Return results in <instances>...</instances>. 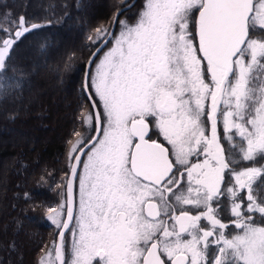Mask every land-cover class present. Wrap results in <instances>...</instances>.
Returning <instances> with one entry per match:
<instances>
[{
	"label": "snow or ice",
	"instance_id": "obj_1",
	"mask_svg": "<svg viewBox=\"0 0 264 264\" xmlns=\"http://www.w3.org/2000/svg\"><path fill=\"white\" fill-rule=\"evenodd\" d=\"M115 23L88 37L86 110L37 264H264V0H145ZM39 27L0 28V69ZM19 86L0 77V94Z\"/></svg>",
	"mask_w": 264,
	"mask_h": 264
},
{
	"label": "trees",
	"instance_id": "obj_2",
	"mask_svg": "<svg viewBox=\"0 0 264 264\" xmlns=\"http://www.w3.org/2000/svg\"><path fill=\"white\" fill-rule=\"evenodd\" d=\"M89 1L0 0V28L18 22L21 16L41 25L15 46L11 60L0 69V77L20 82L15 90L0 94V126L12 124L13 130L28 135L25 143L0 144V264H37L44 254L41 248L50 245L56 236L55 226L46 220V211L48 206L64 201V190L56 185L66 171L69 141L76 139L74 129L81 130L78 117L86 110L83 72L94 50L88 37H95L97 28H110L114 13L130 0H111L114 4L106 8L102 7L104 0H97L102 5L88 16L85 4ZM72 31L75 36L68 43L67 36ZM41 43L46 44L43 51ZM38 52L45 61L41 69L30 64ZM51 68L59 73V81H54L56 73L53 76ZM54 82L67 85L65 95L51 92L49 87ZM34 85L45 94L33 99L30 92ZM53 122L59 125L57 133L51 130ZM2 132L6 137V131ZM263 178L258 177L253 184V196L259 202L263 200L264 184L259 188L257 184ZM25 193H31L32 198L26 200ZM243 202L247 214L248 201ZM252 215L256 223L264 222L259 213ZM222 218L225 223L235 219L225 215ZM229 227L234 229L232 224Z\"/></svg>",
	"mask_w": 264,
	"mask_h": 264
},
{
	"label": "rangeland",
	"instance_id": "obj_3",
	"mask_svg": "<svg viewBox=\"0 0 264 264\" xmlns=\"http://www.w3.org/2000/svg\"><path fill=\"white\" fill-rule=\"evenodd\" d=\"M124 1V0H123ZM137 3V5H138V7L140 6V8H139V10L141 11L142 10V8H143V5H144V3H145V0H139V2H136ZM254 3L255 4H258L259 3V0H254ZM102 5V3H100L99 1H97V0H90L89 2H87L86 4H85V6H87L86 7V9L85 10H87V14L86 15H92V14H94L98 9H96L97 7H98V5ZM114 3H112L111 2V0H104L103 1V8L105 7H108V5L109 6H111V5H113ZM137 7V8H138ZM127 11V10H126ZM140 11H139V13H140ZM137 11H136V8H134V9H131V10H129V11H127V12H125L124 14H121L120 15V17H119V19L120 20H126L129 24H134L135 23V21H136V18H137ZM116 28H117V26H116ZM119 30H120V26L118 25V28L117 29H115V33H118L119 32ZM75 36V32H73L72 31V33H69V35L67 36V38H68V43H71L72 42V39H73V37ZM69 37H70V39H69ZM61 41V40H60ZM56 43L57 42H55V45H56ZM66 43H67V40H66ZM30 61H31V67L33 66L35 69H38V68H40L41 69V67L44 65V58H43V55L41 54V53H39L38 52V54H36L35 56H34V58H31L30 59ZM29 69H30V67H28ZM257 71H260L259 69L257 70ZM50 72H51V74H53V76L55 75V73H56V75H55V79H54V81H59L58 80V76H59V73L58 72H55V70L53 69V68H51L50 69ZM59 87H58V86ZM37 85H34V87L32 88V91L30 92V94L33 96L32 98L33 99H35L36 97H41L42 96V94H45V90H41V89H38V87H36ZM67 87V85H63L62 86V84L61 83H57V84H55V82L53 83V85L52 86H50L49 87V89L51 90V92L52 93H54L55 95H58L59 94V96H63V95H65L66 94V88ZM48 89V90H49ZM62 103V102H61ZM15 125H12V124H10L8 127H3V126H0V144L1 143H5V144H12V145H18L19 143H25V141H27L26 139H28V135H26V133H24V132H18V131H16L15 129V131L13 130V127H14ZM57 126H59V125H56L55 126V124H54V122H53V126L51 127V130L54 132V133H57V130H56V127ZM2 131H6V137H4L3 138V136H2V134H4ZM1 132H2V134H1ZM53 132H51V134H53ZM33 135V134H32ZM40 138V137H39ZM35 141H38V139L37 140H35ZM15 143V144H14ZM3 165H1V167H2ZM4 172H5V169H4ZM3 178H2V176H0V188L2 187V185H3V180H2ZM256 179H258V178H256ZM264 179V178H263ZM262 199L264 200V195H262ZM258 203H259V201H257ZM195 211V210H194ZM202 224L203 223H206V222H204V221H202L201 222ZM44 255V254H43ZM42 255V256H43Z\"/></svg>",
	"mask_w": 264,
	"mask_h": 264
},
{
	"label": "water",
	"instance_id": "obj_4",
	"mask_svg": "<svg viewBox=\"0 0 264 264\" xmlns=\"http://www.w3.org/2000/svg\"><path fill=\"white\" fill-rule=\"evenodd\" d=\"M137 0H131L129 3L123 5L122 7H120L113 15L112 21H111V25L109 29H112L113 31H115L117 24L115 23L116 19H119V16L126 11L127 9H129L131 6H133L136 3ZM90 59V55L85 63L84 66V72H83V82H82V86L85 83L86 80V73L90 70L88 67V61ZM85 93V92H84Z\"/></svg>",
	"mask_w": 264,
	"mask_h": 264
},
{
	"label": "flooded vegetation",
	"instance_id": "obj_5",
	"mask_svg": "<svg viewBox=\"0 0 264 264\" xmlns=\"http://www.w3.org/2000/svg\"><path fill=\"white\" fill-rule=\"evenodd\" d=\"M131 1V0H130ZM129 1V2H130ZM128 2V3H129ZM136 2H139V0H137ZM138 5H137V3H135L133 6H131L129 9H127V11H129V10H131V9H134V8H136V11H137V17H138V15H139V8H140V6L138 7ZM127 11H124L122 14H124L125 12H127ZM120 17V16H119ZM118 26V25H117ZM115 32V31H114ZM155 138V137H154ZM241 195H245V193H241ZM74 197H76L77 199H78V193H77V191H76V189L74 188ZM63 202V201H62ZM242 203V212H244V202L242 201L241 202ZM229 216V217H231V213H230V204H228L227 202L225 203V205H224V211H223V213L220 215V219L223 221V216ZM228 224H231V221L230 222H228ZM229 229H231V230H234V231H236L235 229H233V228H230L229 227ZM227 231V230H226ZM67 235V234H66ZM68 248V245H66V249ZM67 255H68V252L66 251V258H67Z\"/></svg>",
	"mask_w": 264,
	"mask_h": 264
}]
</instances>
